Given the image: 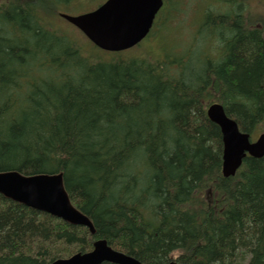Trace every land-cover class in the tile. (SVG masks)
<instances>
[{
    "label": "trees",
    "instance_id": "16d2710c",
    "mask_svg": "<svg viewBox=\"0 0 264 264\" xmlns=\"http://www.w3.org/2000/svg\"><path fill=\"white\" fill-rule=\"evenodd\" d=\"M75 1L0 0V173L62 175L95 234L0 195V264H52L100 239L145 264H264V157L225 178L207 116L217 101L264 132V29L248 0H164L147 41L167 39L136 56L58 29Z\"/></svg>",
    "mask_w": 264,
    "mask_h": 264
},
{
    "label": "water",
    "instance_id": "95a60500",
    "mask_svg": "<svg viewBox=\"0 0 264 264\" xmlns=\"http://www.w3.org/2000/svg\"><path fill=\"white\" fill-rule=\"evenodd\" d=\"M162 7L163 0H108L93 12L77 17L62 14L61 17L82 31L96 47L119 53L134 48L147 38ZM207 116L220 128L223 136L225 177H233L248 156H264V134L252 142L251 135L241 132L237 122L230 119L218 104L208 109ZM0 194L73 226L88 228L91 234H95L91 220L72 205L62 175L23 177L20 174H1ZM104 263L143 264L114 250L105 239L94 242L90 253H78L53 264Z\"/></svg>",
    "mask_w": 264,
    "mask_h": 264
},
{
    "label": "rangeland",
    "instance_id": "374dc122",
    "mask_svg": "<svg viewBox=\"0 0 264 264\" xmlns=\"http://www.w3.org/2000/svg\"><path fill=\"white\" fill-rule=\"evenodd\" d=\"M104 1L105 0H76L75 2H73V4L68 6L67 9L63 8L60 12H65V13H68L71 15H80V14H83L84 12L92 11L98 5L102 4V2H104ZM185 1L187 4H189L190 2L192 4L193 2L194 3L198 2L199 0H191L190 2L188 0H185ZM216 1L217 0H200L197 3V5L196 4L195 5H196L197 9L203 10L209 5H213V6L216 5ZM194 3H193V5H194ZM247 3L249 4V7H250L249 10H250L251 18L254 17V20H257V22L260 24V27L264 29V0H248ZM188 10H189V7H188L187 11ZM198 16H200V15L199 14H195L194 16H193V14L190 15V11H189L187 13L185 19L183 20L185 23H183V21L181 23L184 25V27L186 25V27L192 28L191 25H193L192 23L197 19ZM53 20H54L53 22L55 23V25L58 29H61L65 32H67V34L69 36L77 39L78 41H80L83 44L87 43V41L85 40L83 35L77 30L76 27H74L70 23L66 22L65 20L61 19L59 16H56L55 18H53ZM166 39L167 38L164 37L161 40L160 36L158 37V35H157L154 40L153 39L148 40L147 42L143 43V45H142L143 48H141V49L136 48V49L130 51L126 56H136V55L141 54V52H143L147 49H152L153 51H159L160 42H164V41H166ZM172 40L178 41V39H176L175 37H170V40L168 39V43L169 44L174 43V42H172ZM96 53H98V52H96ZM104 58L105 59L106 58L111 59L110 56H108V57L106 56ZM215 103H217V101L213 102L212 104H215ZM256 137L254 139H256Z\"/></svg>",
    "mask_w": 264,
    "mask_h": 264
},
{
    "label": "bare ground",
    "instance_id": "6f19581e",
    "mask_svg": "<svg viewBox=\"0 0 264 264\" xmlns=\"http://www.w3.org/2000/svg\"><path fill=\"white\" fill-rule=\"evenodd\" d=\"M221 105V104H219V103H215V104H212V105H210L209 107H208V109L211 107V106H213V105ZM222 106V105H221ZM223 107V106H222ZM208 109H207V111H208ZM223 109H224V107H223ZM226 113V112H225ZM235 121V120H234ZM222 141H223V136H222ZM264 156H262V157H260V158H263ZM252 158H254V157H252ZM256 159H260V158H257V157H255ZM223 164H224V142H223ZM244 164V163H243ZM243 165H241L240 166V168L237 170V172H236V174L238 173V171L241 169V167H242ZM222 173H223V165H222ZM1 174H20V173H17V172H10V173H0V175ZM236 174L233 176V177H235L236 176ZM21 175V174H20ZM21 176H23V175H21ZM40 176V175H39ZM223 176H224V174H223ZM23 177H26V176H23ZM225 177V176H224ZM225 178H229V177H225ZM230 178H232V177H230ZM101 240V239H100ZM96 242V241H95ZM53 264V263H52Z\"/></svg>",
    "mask_w": 264,
    "mask_h": 264
}]
</instances>
